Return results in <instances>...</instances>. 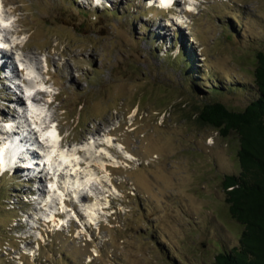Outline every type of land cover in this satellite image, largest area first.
I'll list each match as a JSON object with an SVG mask.
<instances>
[{"label":"rangeland","instance_id":"rangeland-1","mask_svg":"<svg viewBox=\"0 0 264 264\" xmlns=\"http://www.w3.org/2000/svg\"><path fill=\"white\" fill-rule=\"evenodd\" d=\"M0 1L14 28L26 30L18 37L26 51H39L44 66L45 57L54 62L48 69L57 84L45 93L55 103L39 109L56 114L64 146L102 128L111 135L101 139L115 149L99 150L109 152L98 162L110 170L92 179L111 191L99 224L93 211L73 209L68 200L72 221L59 216L64 226L55 228L42 220L54 209L25 198L37 178L31 184L25 171L5 169L0 264H210L238 246L242 228L228 215L221 185L225 175L240 172L238 139L200 124L196 113L205 102L243 110L257 99L253 69L264 51V0H177L175 14L148 8L145 0ZM1 73L0 118L14 120L12 89ZM29 73L37 81L29 91L46 83ZM19 83L14 88L22 97L27 87ZM79 188L93 193L90 184ZM80 211L94 224L88 231Z\"/></svg>","mask_w":264,"mask_h":264},{"label":"bare ground","instance_id":"bare-ground-1","mask_svg":"<svg viewBox=\"0 0 264 264\" xmlns=\"http://www.w3.org/2000/svg\"><path fill=\"white\" fill-rule=\"evenodd\" d=\"M100 1L103 2L104 0H100ZM167 1H170V0H167ZM88 2L92 3V0H88ZM174 10L176 11V7ZM4 13L6 15H11V14H7L5 10H4ZM3 21H6V20L4 19ZM14 26L15 25L12 24L11 27L6 31V34L13 35L15 37V40L13 41L15 51L12 50V52L11 51L1 52V59H3L2 60L3 62L0 63V69H5L9 71V73L7 75L5 74L3 78L7 82H11L12 78L18 77L22 80L23 83H25L27 87V85L29 86L37 82L36 79L28 77L29 70H31L34 72H38L40 76H42L40 79L42 80V82H46L47 85L49 83H53V85H56L57 83L53 81V74L56 72L54 71L53 73L52 72L50 73L49 72L50 69H49L48 73H49V76L51 77L50 78L46 77V74H45L46 71L44 69L45 66L42 64L41 53L39 51L27 52L25 49L26 48L25 44L18 40V37H23L25 35L26 30L20 29V28H14ZM13 54L17 56H14ZM60 58L61 57H59V59ZM45 61L47 62L48 66L49 64L51 65L54 64L53 60L50 57L48 58L45 57ZM67 70L70 71L71 69L67 67ZM77 70H79V67H77ZM71 75L72 74L69 73V76L73 78V76ZM61 77L64 80L68 79L66 75H62ZM59 84H62V82H60ZM62 85H64V83ZM9 88L11 89V87ZM20 94L22 95V97L24 96L26 97L24 91H21ZM49 96H50L49 93L37 92L36 95L32 98V102L35 104V106H37L36 108V112L38 114L37 120L40 123L44 124L41 129L42 132H48V135H50L53 138L54 144L52 146V150H50V153L49 151H47L45 152V154L44 153L42 154L40 151H37L35 148H33L34 144H32V146L27 145L28 141H26V143L25 141H23V140H26V137H22L21 138L22 142H20L19 144H16V142L11 143L10 147L8 146L9 148L8 152L6 151V152L1 153L0 158H2L1 160L4 164L10 166L11 168L14 167V165L17 166V164L21 165V163H23L25 165V168H23L22 170L26 172V175L24 176L26 181L30 180V181L35 182V179L37 178L35 183L38 184V186L34 188L36 192V196H37V199L35 200H38L37 206L40 207V210L42 208L43 210L44 208H46L47 210L52 209V208L54 209V210H51L50 213L44 214V217L46 219H42V220L44 221L52 220L54 223V226L56 225L59 226L60 224H61L60 225L61 227L64 226V224L60 223L64 219L60 220V222H57V218L53 216V213L56 212L58 206L60 205L59 203L61 202L62 199H64V197L70 200L71 202L73 201V203H71L73 209L77 208L75 204L76 202L78 208H84L83 211L85 210L93 211L97 216V218L95 219H98L101 213L100 211L104 213V211L107 209L108 202H110L109 198H111V191L106 190L105 185L107 184L105 183V181L102 180L101 182L97 183L96 179L95 181L93 180H94V176L97 177L101 175L102 173H107L110 170V166L108 164L106 165L104 164V166H102L99 164L98 160H109L107 156L108 153L115 152V149L113 147L114 142L109 140V143H106L103 140V138L101 139L100 137L102 134L104 137L110 136L111 134L110 132H105V130L102 128L93 129L92 132L90 131L88 132L89 135H91L90 138L89 139H87V137L84 138L80 142V144H78L77 146H74V147L72 146L69 148L70 145L64 146L62 145V143L59 145V143L57 142L58 137L56 136V131L52 129L51 127V123L57 122V120L51 116L52 114H55V113L52 112L50 115L47 114L46 116H48V119H46V116L45 117L43 116L44 112L39 111L38 109V105L41 103L48 104V108L53 107L55 100L53 101L47 100ZM8 97H10L9 99L10 103L8 104L9 110L11 109V110H15V112L17 111L16 113H12V117L13 116L17 117L14 120L12 119V121H16L15 127L13 128V134H16V133L22 132L23 127H24L20 125V122H18L20 115L22 114L25 119L28 118L27 105L25 103L24 98L20 97L18 95V92L16 91L15 92L12 91L11 93H9ZM18 111H20L21 114H18ZM3 115L0 117H3ZM49 119L53 121H49ZM0 120H1L0 126H4L3 125L5 123L4 119L0 118ZM2 128L6 129V127H2ZM31 131L34 134H37L39 132L37 128L31 129ZM1 133L3 134V130L0 131V134ZM32 133L30 134L32 135ZM32 139H33V135H32ZM91 139H93L94 141L91 142L90 141ZM83 141H86V144H83ZM63 142H64V138H63ZM59 146H62V147L59 148ZM101 148H106L109 151V152H106L107 155L105 152L99 151ZM5 149L3 151H5ZM19 152L22 153L23 156H20ZM40 153H41L42 158H44L45 155L47 156V163L44 164L45 166H48L51 168L53 166L54 167L58 166L57 170L58 171L62 170V172L57 175L55 174L53 176H51L49 173L47 174L43 173L44 170L46 169L45 168L41 169L39 167L40 162L38 161L39 160L38 157H40ZM34 163L36 164L31 165ZM53 177H54V181L51 183L52 186L49 189L47 187V184L50 181H52ZM45 182H46L45 184L46 190H44L43 192H40L42 191L41 190L42 187L40 184L43 185V183ZM88 184L91 185V189L93 190L92 194L85 192L84 188H81V189L77 188L78 185H88ZM100 185H102V188L99 187ZM106 193L108 195H105ZM53 202L55 203V205H53ZM43 204L46 206L43 207ZM69 212L70 210L68 209L67 213ZM80 213H83V212L80 211ZM36 223H38V221ZM34 225L35 224L32 225L33 228L38 227Z\"/></svg>","mask_w":264,"mask_h":264},{"label":"trees","instance_id":"trees-1","mask_svg":"<svg viewBox=\"0 0 264 264\" xmlns=\"http://www.w3.org/2000/svg\"><path fill=\"white\" fill-rule=\"evenodd\" d=\"M186 57L192 60L188 53ZM253 80L257 99L245 109L232 110L213 101L205 102L196 113L200 124L225 138L234 134L238 139L240 172L225 175L221 185L228 215L242 228L239 245L217 253L210 264H264V51L256 54ZM192 93L204 97L212 91Z\"/></svg>","mask_w":264,"mask_h":264}]
</instances>
